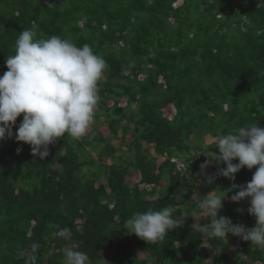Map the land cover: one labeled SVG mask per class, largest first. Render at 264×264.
<instances>
[{"label":"trees","instance_id":"16d2710c","mask_svg":"<svg viewBox=\"0 0 264 264\" xmlns=\"http://www.w3.org/2000/svg\"><path fill=\"white\" fill-rule=\"evenodd\" d=\"M24 29L88 44L106 69L83 137L59 138L44 159L14 135L0 141V264H24L19 253L33 244L35 264H64L65 248L86 264H264V250L231 234L209 239L192 227L210 218L191 217L194 193L232 183L207 182L217 166L201 172L204 152L234 128H264V0H0V76ZM227 201L219 215L254 226L246 200ZM163 207L185 218L163 241L125 227Z\"/></svg>","mask_w":264,"mask_h":264},{"label":"clouds","instance_id":"9594fccd","mask_svg":"<svg viewBox=\"0 0 264 264\" xmlns=\"http://www.w3.org/2000/svg\"><path fill=\"white\" fill-rule=\"evenodd\" d=\"M4 64L7 71L0 76V141L14 135L16 142L31 146L34 157L44 159L49 155V146L59 138L78 140L86 134L99 100L98 81L106 69L105 60L90 45L77 46L57 35L34 38L30 29H24L15 41V54L7 57ZM21 114L22 121L13 133ZM215 148L218 152L210 148L204 152L206 159L200 170L215 163L217 172L207 182L223 177L232 183L221 193L213 190L202 198L193 194L191 217L210 218L206 224H194L193 231L217 240H227L231 234L264 250V128L256 123L234 128L219 136ZM244 168L255 171L246 184H237L236 174ZM225 199L237 204L246 200L247 212L255 218L254 226L246 228L219 215ZM184 219L174 218L168 207L148 209L134 214L125 227L139 239L154 244L180 227ZM37 247L33 244L30 251H20L24 264H35ZM63 253L64 264H86L89 259L86 253L71 248H65Z\"/></svg>","mask_w":264,"mask_h":264},{"label":"rangeland","instance_id":"374dc122","mask_svg":"<svg viewBox=\"0 0 264 264\" xmlns=\"http://www.w3.org/2000/svg\"><path fill=\"white\" fill-rule=\"evenodd\" d=\"M122 102H123V101H119L120 104H122ZM95 113H96V112H94V117H95ZM170 113H172V111H171ZM170 113H169V110H166V114H167L168 116L170 115ZM100 119H101V118H99V120H100ZM88 130H89V129H88ZM210 141H211L210 138H208V137L205 138V144L209 143ZM56 147H57V146L52 147V145H50L48 150L55 151ZM85 152H86V153L89 152V153H91L92 155H94V151L91 150V148L86 147V148H85ZM120 153H121V152H120ZM120 153L118 152L116 155L118 156V155H120ZM174 160L177 161L176 159H174ZM107 162L110 163V162H111L110 159H108ZM177 162H178V161H177ZM182 164H183V163H182ZM183 165H184V164H183ZM184 166H185V165H184ZM185 170H186V166H185ZM182 174H183V173H182ZM132 180H134V177L132 178ZM205 192L208 193V194L210 193V191H208V190H205ZM224 204L227 205V206H230V205H231V203H229V202L227 201V199L224 200ZM247 206L249 207V204H248V203H247ZM199 217H200V219H202V220L207 219V218H203L202 215L199 216ZM230 241H231V240H230ZM229 249H230V250H233V251L235 250L233 246H231ZM137 254H139V253H137Z\"/></svg>","mask_w":264,"mask_h":264},{"label":"built area","instance_id":"2783aa9c","mask_svg":"<svg viewBox=\"0 0 264 264\" xmlns=\"http://www.w3.org/2000/svg\"><path fill=\"white\" fill-rule=\"evenodd\" d=\"M170 162L175 164V168L180 174L185 172V166L182 163L177 162L174 159H170Z\"/></svg>","mask_w":264,"mask_h":264}]
</instances>
